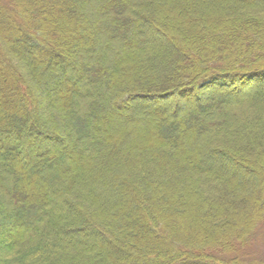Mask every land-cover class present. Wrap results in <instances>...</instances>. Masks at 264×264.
Returning a JSON list of instances; mask_svg holds the SVG:
<instances>
[{"label": "trees", "instance_id": "1", "mask_svg": "<svg viewBox=\"0 0 264 264\" xmlns=\"http://www.w3.org/2000/svg\"><path fill=\"white\" fill-rule=\"evenodd\" d=\"M0 16V264H264V0Z\"/></svg>", "mask_w": 264, "mask_h": 264}, {"label": "rangeland", "instance_id": "2", "mask_svg": "<svg viewBox=\"0 0 264 264\" xmlns=\"http://www.w3.org/2000/svg\"><path fill=\"white\" fill-rule=\"evenodd\" d=\"M5 21H6V18L5 17H3V16H0V24H3V23H5ZM177 27L179 26V24H178V22L175 24ZM66 28V27H65ZM65 33H66V31H65ZM152 33V32H151ZM159 36L158 37H160V40L161 41H164V38L165 37H168L170 34H169V31H167V29H163V31H162V33H160V34H158ZM109 48V47H108ZM110 49V48H109ZM135 51H132V49H130V51L127 53H124V63H123V66H124V72L126 73V74H128L129 72H130V68H129V66H128V64L129 63H131V61L130 60H134V62L136 61L135 59L137 58V56L135 55ZM1 75H2V78L0 79V86H2L3 88H5V85H6V77H7V72H2L1 73ZM123 78H126L125 77V74H124V77ZM44 91V90H43ZM45 91H46V89H45ZM44 91V96H45V94L46 95H48V96H45L47 99H46V101H45V103H46V105H49L50 107L52 106V103H53V101L56 99V94L55 93H53V94H47L46 92ZM58 92V91H57ZM121 112V111H120ZM130 119V118H129ZM105 122L110 126V127H113V129H114V134H115V136L116 137H118V139H124L125 140V138H124V134H123V132L124 131H130L131 133H132V135L134 134L135 135V133H140V137H142V139H148V137L150 136V135H152L153 133H154V130H152V129H149V127H145V129H143L144 131H139L138 130V128L137 127H135V126H133V125H129V124H127V125H125V126H122V127H119L118 129L117 128H115L114 127V123H112V124H110V123H108V121H107V119H105ZM116 125H118V123H116ZM137 130H138V132H137ZM238 170L240 171V172H242L243 171V173L246 171L243 167H238ZM81 234V233H80ZM84 234L82 233V236H83Z\"/></svg>", "mask_w": 264, "mask_h": 264}]
</instances>
